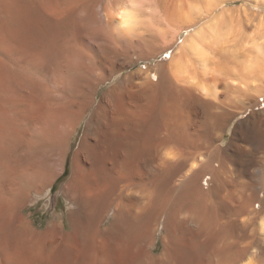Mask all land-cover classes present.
I'll use <instances>...</instances> for the list:
<instances>
[{
	"label": "bare ground",
	"instance_id": "bare-ground-1",
	"mask_svg": "<svg viewBox=\"0 0 264 264\" xmlns=\"http://www.w3.org/2000/svg\"><path fill=\"white\" fill-rule=\"evenodd\" d=\"M100 4L0 0V264H264V194L224 195L229 166L205 131L214 101L178 84L195 79L174 69L171 85L118 84L97 101L120 70L106 39L62 49L92 22L105 32L106 17L121 39L155 29L151 0H117L108 15ZM92 110L63 192L70 209L38 226L25 211L65 173Z\"/></svg>",
	"mask_w": 264,
	"mask_h": 264
},
{
	"label": "rangeland",
	"instance_id": "rangeland-1",
	"mask_svg": "<svg viewBox=\"0 0 264 264\" xmlns=\"http://www.w3.org/2000/svg\"><path fill=\"white\" fill-rule=\"evenodd\" d=\"M116 1L101 0L108 10L106 15ZM151 1L155 29H145L144 35L121 39L114 34L106 17L105 32L92 22V32L82 34L72 47L64 43L62 49H96L99 44L95 40L106 39V55L120 70L101 86L97 101L118 84L134 91L149 83L157 85L162 79L171 85L174 69L195 79V83H188L183 78L178 84L202 101H214L213 113L217 118L205 131L208 129L212 142L209 150L217 155V161L225 160L230 167L223 176L224 195L238 196L251 191L260 200L264 194L263 173L260 175L264 171V0H159V4L157 0ZM100 5L98 18H101ZM185 42L193 50L182 49ZM194 49L200 53L196 54ZM168 50L173 51L172 60L163 57ZM150 74L156 75L155 80L149 79ZM201 85L207 87L209 95L198 90ZM92 114L93 110L72 142L65 173L48 195L38 198L25 211L27 215L33 214L31 218L38 226H46L56 215L65 217L70 209L63 192L73 173V155Z\"/></svg>",
	"mask_w": 264,
	"mask_h": 264
},
{
	"label": "snow or ice",
	"instance_id": "snow-or-ice-1",
	"mask_svg": "<svg viewBox=\"0 0 264 264\" xmlns=\"http://www.w3.org/2000/svg\"><path fill=\"white\" fill-rule=\"evenodd\" d=\"M29 68H31L34 72H41V65L38 62H32L29 64Z\"/></svg>",
	"mask_w": 264,
	"mask_h": 264
},
{
	"label": "crops",
	"instance_id": "crops-1",
	"mask_svg": "<svg viewBox=\"0 0 264 264\" xmlns=\"http://www.w3.org/2000/svg\"><path fill=\"white\" fill-rule=\"evenodd\" d=\"M182 49H191V48L186 46V44H185V46H183Z\"/></svg>",
	"mask_w": 264,
	"mask_h": 264
}]
</instances>
